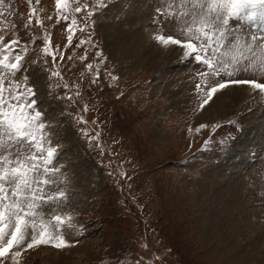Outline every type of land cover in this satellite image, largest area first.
Listing matches in <instances>:
<instances>
[{
    "label": "rangeland",
    "instance_id": "obj_1",
    "mask_svg": "<svg viewBox=\"0 0 264 264\" xmlns=\"http://www.w3.org/2000/svg\"><path fill=\"white\" fill-rule=\"evenodd\" d=\"M87 2L91 5L93 0ZM172 2V10L177 11L180 0ZM108 5L91 18L94 29L77 31L71 45L66 31L70 21L56 22L55 0H40L39 4L33 0L31 5L37 8V15L53 16L51 21L45 19L43 28L33 19L32 36L47 30L64 59L57 56L53 63L50 56H37L32 50L44 44L34 40L25 58L28 84L37 91L38 107L52 124L53 143L61 148L58 163L68 178L70 208L86 228L66 237L71 247L39 245L22 254L19 264H245L240 252L236 253V243L246 245L243 239L255 237L264 223V99L252 93L229 109L211 107L217 94L232 89L228 88L199 110L201 97L195 91L199 78L193 77L200 65L182 62L179 48L164 47L153 38L157 34L155 9L165 8L166 0H108ZM137 5L143 7L141 26L146 33L139 38L140 50L129 53L123 43V47L118 45L116 29ZM30 12L25 0H5L0 8V34L6 42L13 32L24 36L20 17L26 20ZM85 12L76 14L77 18ZM141 26L137 24V28ZM229 26L236 24L230 21ZM239 26L246 36L260 32L254 24L239 22ZM176 27L175 19L170 27L165 22L163 34L176 36ZM89 34L93 43L80 45ZM85 52L87 59L82 61L79 57ZM99 52L107 59L99 80L92 84ZM45 59L48 68L59 69L63 80L48 79L49 72L40 67ZM34 60L39 62L32 63ZM89 63L94 65L92 72L87 69ZM105 70L118 79L112 80ZM240 78L253 77L241 73ZM17 79H21L19 74ZM64 83L67 89L55 86ZM67 96L73 99L69 101ZM85 105L87 112L83 111ZM80 116L87 124L76 122ZM243 122L245 126L238 128ZM201 124L209 127L197 132ZM212 125H219L215 132ZM81 128L90 135L98 133L100 139L89 143ZM229 134L235 139L228 151L216 150L218 144L205 150V141L218 142ZM214 171L222 183L233 182L236 175H241L239 181L244 179L245 205L240 202V207H245L240 210L249 209L235 215L243 226L237 240L226 239L224 232L217 235L205 219L203 209L209 202L204 184L209 183L210 175H216ZM5 264L13 262L5 259Z\"/></svg>",
    "mask_w": 264,
    "mask_h": 264
},
{
    "label": "snow or ice",
    "instance_id": "obj_2",
    "mask_svg": "<svg viewBox=\"0 0 264 264\" xmlns=\"http://www.w3.org/2000/svg\"><path fill=\"white\" fill-rule=\"evenodd\" d=\"M25 2L31 12L26 20L20 17L24 21V36L13 32V38L6 42L5 35L0 34V264H5L6 258L19 264L22 254L39 245L57 249L71 247L66 237L82 233L86 228L70 208L68 178L58 163L61 148L53 143L52 124L39 109L37 91L29 86L25 71L28 45L34 40H42L44 44L32 50L37 56L41 53L44 57L50 56L53 63L57 56L61 61L64 56L59 46L53 47L47 30L39 36L31 34L33 19L43 28L45 19L51 21L53 16L37 15V8L31 7L33 0ZM35 3L39 4L40 0ZM4 6L5 0H0V8ZM108 6V0H93L91 5L87 0H55L56 22L70 21L66 29L68 45L72 44L77 31L85 33L89 28L94 29L95 20L91 18L102 14ZM172 9V0H166L165 8L155 9L157 17L153 22L157 25V34L153 38L164 47L179 48L182 62L200 65L193 77L199 78L195 84V91L201 97L199 110L202 111L218 92L234 86H246L264 99V82H261L264 78V0H180L178 10ZM82 12L85 15L78 19L76 14ZM173 19L177 35L163 34L165 22L170 27ZM230 21L236 26L230 27ZM239 22H244L245 26L254 24L260 32L246 36ZM90 35L79 44H92ZM98 56L100 63L95 66L92 84L99 80L101 65L107 59L102 52ZM79 59L86 60L87 53ZM40 67L49 72L50 81L63 80L58 68L47 67L46 59ZM93 68V64H87L89 72ZM105 73L112 80L118 79L107 70ZM241 73L253 78H240ZM55 86L68 88L67 83ZM66 98L73 99L72 96ZM83 111H88L86 105ZM76 122L87 124L83 116L76 118ZM230 123L237 125L236 121ZM207 127L201 124L196 131ZM211 127L215 132L219 125ZM79 131L89 143L100 139L98 133L90 135L88 129ZM234 139L229 134L218 142L207 140L204 148L208 150L218 144L216 150L223 153L230 149ZM46 208L50 209L47 213Z\"/></svg>",
    "mask_w": 264,
    "mask_h": 264
},
{
    "label": "bare ground",
    "instance_id": "obj_3",
    "mask_svg": "<svg viewBox=\"0 0 264 264\" xmlns=\"http://www.w3.org/2000/svg\"><path fill=\"white\" fill-rule=\"evenodd\" d=\"M139 10H140L141 15L138 14ZM143 13H144L143 7H141V5H137L135 10H133V11L129 10L128 13H126V16L124 15L125 19L122 22H120V23L118 22V24H119V26L117 28L118 30L116 29V31L118 32L116 34L117 39L120 41V43L118 45H121L122 47L125 45L126 52L127 51L129 53L130 52L131 53L137 52L138 50H140V47H142L141 41H140L141 39H139V38L142 36L144 38V34L146 33L142 30V26H141ZM117 16H118V12L115 14L114 19H116ZM137 24H139V26H141V27L137 28ZM141 54H142V52L139 53V55H141ZM230 88H232V89H229L228 91L225 90L223 92H220V94H217L218 95L217 100L211 105V107L228 108L229 106H232L231 105L232 103H236V106H237V104L240 105L241 103H243L242 101L248 100L250 96L252 97V93L250 92V89L247 88L246 86H235V87H230ZM261 127L263 128V125ZM261 129H259V131ZM238 152H237V154H238ZM237 154H235V155L237 156ZM215 170H217V169H215ZM214 173H215V171H214ZM233 176L235 177V175H233ZM236 176H238V178L235 179L233 182H230V180H229V182L223 181V183H222V182H220V176L217 173L216 175H210L209 178H207L208 181L210 180L208 184L207 183L204 184V182H203L204 188L206 190L204 193L208 196V199H209V200L207 199V202H209V203L203 209V212L205 214V219L208 218V220L210 222L209 227H215L216 228L215 230L217 231V235L220 236V233L224 232L226 239H229V237L232 236V239L237 240L238 236L242 234L241 232L243 231V226L240 222H238L236 220L235 215H237L238 213H240V215H242V213L247 212L249 208L245 209L246 210L245 212H243L244 210H240V209H244V207H245V206L240 207V202H241V205L244 204V202L242 201L244 199L242 197V194H244V193H242L243 188H241L244 184V182H243L244 179L242 181H239V179H242L240 177L241 175H236ZM214 178H216V179H214ZM213 184H215V185H213ZM229 186H230V188H229ZM208 188H212L213 190H210ZM209 194H210V196H209ZM238 194H239V196H238ZM240 195H241V197H240ZM256 213H257V211H256ZM260 213H262V212H260ZM257 217H261V215L258 214ZM263 225H264V223H263ZM263 225L260 226V231L262 233L260 232V233L256 234L255 237H253L252 235H249V238L247 236V239L246 238L243 239L246 242L245 243L246 245H244L243 243H239V244L236 243L239 246L236 253L239 255V252H240V254H241L240 256H243V258H244L243 262H246L247 264H249L250 262H251V264H264V247H262V244L264 246V239H263V242L260 240V239H262V237L264 238V226ZM229 227L231 228L230 231L228 230ZM250 227H252V225ZM232 244H234V243H232Z\"/></svg>",
    "mask_w": 264,
    "mask_h": 264
}]
</instances>
